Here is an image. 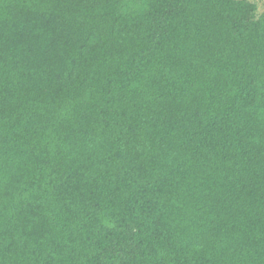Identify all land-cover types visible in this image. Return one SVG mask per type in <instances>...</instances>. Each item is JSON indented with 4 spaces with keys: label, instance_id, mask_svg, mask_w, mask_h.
<instances>
[{
    "label": "trees",
    "instance_id": "obj_1",
    "mask_svg": "<svg viewBox=\"0 0 264 264\" xmlns=\"http://www.w3.org/2000/svg\"><path fill=\"white\" fill-rule=\"evenodd\" d=\"M256 10L0 0V264H264Z\"/></svg>",
    "mask_w": 264,
    "mask_h": 264
},
{
    "label": "rangeland",
    "instance_id": "obj_2",
    "mask_svg": "<svg viewBox=\"0 0 264 264\" xmlns=\"http://www.w3.org/2000/svg\"><path fill=\"white\" fill-rule=\"evenodd\" d=\"M248 1L256 5L257 7L256 16L257 17L264 13V0H248Z\"/></svg>",
    "mask_w": 264,
    "mask_h": 264
}]
</instances>
